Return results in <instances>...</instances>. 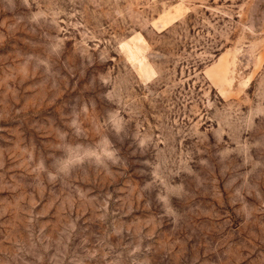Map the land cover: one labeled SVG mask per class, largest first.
I'll use <instances>...</instances> for the list:
<instances>
[{"label": "rangeland", "instance_id": "obj_1", "mask_svg": "<svg viewBox=\"0 0 264 264\" xmlns=\"http://www.w3.org/2000/svg\"><path fill=\"white\" fill-rule=\"evenodd\" d=\"M0 264H264V0H0Z\"/></svg>", "mask_w": 264, "mask_h": 264}, {"label": "clouds", "instance_id": "obj_2", "mask_svg": "<svg viewBox=\"0 0 264 264\" xmlns=\"http://www.w3.org/2000/svg\"><path fill=\"white\" fill-rule=\"evenodd\" d=\"M104 140H107V144L103 143ZM120 159L119 150L115 148L110 138L104 137L97 146L70 145L58 159L55 171H48L43 162L40 167L47 171L49 181L55 182L58 179V174L67 175L74 167L84 163L91 162L95 166L104 167L108 164H118Z\"/></svg>", "mask_w": 264, "mask_h": 264}]
</instances>
